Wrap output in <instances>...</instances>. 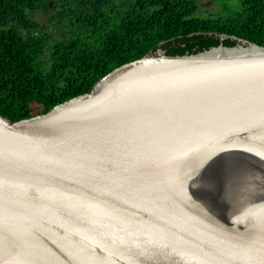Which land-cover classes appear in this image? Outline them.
<instances>
[{
	"label": "water",
	"instance_id": "1",
	"mask_svg": "<svg viewBox=\"0 0 264 264\" xmlns=\"http://www.w3.org/2000/svg\"><path fill=\"white\" fill-rule=\"evenodd\" d=\"M0 264H264V46L159 48L0 115Z\"/></svg>",
	"mask_w": 264,
	"mask_h": 264
},
{
	"label": "trees",
	"instance_id": "2",
	"mask_svg": "<svg viewBox=\"0 0 264 264\" xmlns=\"http://www.w3.org/2000/svg\"><path fill=\"white\" fill-rule=\"evenodd\" d=\"M0 0V115L11 122L89 92L116 67L164 49L264 46V0ZM47 13L53 29L34 18ZM218 35L227 36L223 39Z\"/></svg>",
	"mask_w": 264,
	"mask_h": 264
},
{
	"label": "rangeland",
	"instance_id": "3",
	"mask_svg": "<svg viewBox=\"0 0 264 264\" xmlns=\"http://www.w3.org/2000/svg\"><path fill=\"white\" fill-rule=\"evenodd\" d=\"M199 2L201 3H209L208 0H199ZM214 6L215 4H211V2L209 3V6ZM34 18H36L38 21L42 22L43 26L40 27V30H43L46 28V26H50V29H53L54 31V37H56V39L59 37L58 35L61 33V28L60 26H54L48 22V16L47 13H43V12H39L38 14L34 15ZM59 39V38H58Z\"/></svg>",
	"mask_w": 264,
	"mask_h": 264
}]
</instances>
